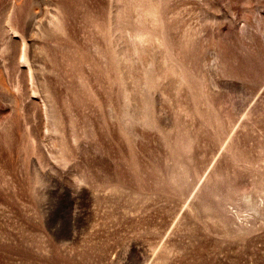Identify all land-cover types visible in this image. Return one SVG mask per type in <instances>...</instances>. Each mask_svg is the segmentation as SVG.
Returning a JSON list of instances; mask_svg holds the SVG:
<instances>
[{
  "label": "rangeland",
  "instance_id": "rangeland-1",
  "mask_svg": "<svg viewBox=\"0 0 264 264\" xmlns=\"http://www.w3.org/2000/svg\"><path fill=\"white\" fill-rule=\"evenodd\" d=\"M0 264H264V0H0Z\"/></svg>",
  "mask_w": 264,
  "mask_h": 264
}]
</instances>
